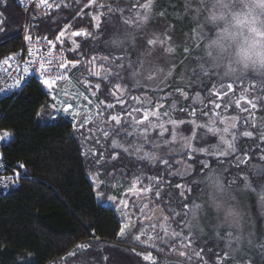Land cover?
I'll use <instances>...</instances> for the list:
<instances>
[{
  "label": "trees",
  "instance_id": "1",
  "mask_svg": "<svg viewBox=\"0 0 264 264\" xmlns=\"http://www.w3.org/2000/svg\"><path fill=\"white\" fill-rule=\"evenodd\" d=\"M69 1L47 16L32 12L28 17L30 31L34 36L50 39H55L66 26L75 32H86L87 35L77 38L78 47L67 52V57L71 62L78 63L79 78L99 84V100L108 105L114 104L106 109L104 120L116 112L125 117L121 118L119 125L110 123L108 136H90L91 124L78 129V125L74 126L69 118L53 114L46 89L36 80L27 83L19 93L1 99L0 156L5 165L4 171L18 174V180L15 188L0 194V264H167L165 255L168 249L165 247L155 254L153 263L141 257L143 249L135 240L141 227L139 224L123 239L119 238L120 222L114 210L105 206L109 190L101 187L99 190L103 194L97 201L88 173L99 172L107 183L122 177L152 176L156 182L150 195L155 203L171 216V223L176 229L184 230L181 235L191 231L186 226L185 213L193 201H198L203 190L201 179L206 169L200 163L202 157L194 155L187 160L192 171L179 177L175 175V157L164 159L168 161L167 166L161 160L148 164L137 159L133 153L111 148L113 139L125 148L130 147L129 140L132 144L138 141L133 137L125 138L132 124L126 114L134 97L143 94L153 96L157 87L155 76L158 71L154 65L158 61L147 40H155L157 35L161 37L167 26L172 36L171 44L175 43L170 27L173 25L176 31L182 23L175 16L180 14L183 1L151 0L150 8L149 0H97L93 4H90L91 0ZM227 2L233 8L243 6V2L237 0ZM97 12L100 13V22L94 28L89 14ZM0 21V60H5L21 49L19 34L25 19L17 0H0ZM193 24L196 25V22ZM203 27L215 29L218 25L204 23ZM179 43L180 50L192 47L183 41V44ZM64 47L67 48V45ZM156 52H160L158 47ZM225 82L233 84L234 95L244 92L247 99L255 104L252 112L240 113L234 106H230L228 111L236 112L239 126L253 133L252 137L239 136L236 142L237 152L248 154L249 159L237 167L229 164L232 157L222 162L209 159V168L215 165L228 168L224 173L226 183L233 176L238 185H245L248 176L251 179L249 182L256 187L260 182L254 178L260 177L254 176L250 170L254 165H264V75L248 73L232 79H222L211 72L207 75L199 72L197 75L189 72L173 75L167 86L159 91L164 97L163 111L171 113L176 119L195 118L206 122L216 104V97L209 91ZM117 85L121 87L117 88ZM179 87L185 93L199 92L202 100L194 102L188 96L182 97L177 90ZM118 89L124 90L121 98L116 96ZM119 99L124 100L122 105L115 104ZM221 102L225 104L227 99ZM180 103L187 111L172 112L173 105L180 106ZM204 105L205 108H202ZM192 110L195 111L190 114ZM248 115L253 116L252 121L246 120ZM140 127L144 128L146 124ZM183 129L187 134L192 131L187 124L183 125ZM116 131H121V134L117 136ZM202 132L201 129L196 132L199 139L196 145L214 141ZM5 133L7 139L3 140ZM88 144L95 150V155L85 152ZM145 148L148 149L146 143ZM96 160H100L103 167H98ZM105 171L110 175H104ZM142 180L147 181L145 176ZM179 184L181 186L177 187ZM175 213L176 216H172ZM253 232L251 243L244 245L242 252L253 264H260L261 226L255 227ZM195 236L202 242H208L206 248L211 247L214 252L224 247L223 239L213 237L210 229H205L203 236L199 233ZM208 236L210 239H207ZM77 245L89 247L75 256H69ZM206 258L208 263L218 264L213 253H208ZM220 264L232 263L225 260Z\"/></svg>",
  "mask_w": 264,
  "mask_h": 264
},
{
  "label": "rangeland",
  "instance_id": "2",
  "mask_svg": "<svg viewBox=\"0 0 264 264\" xmlns=\"http://www.w3.org/2000/svg\"><path fill=\"white\" fill-rule=\"evenodd\" d=\"M97 0H91L90 4H93ZM140 1V0H135ZM183 1V7L179 10L180 14L175 16L178 20H181L182 23L178 25L177 30H173V25L170 27V31L174 36V44H171L172 36H170L169 30L167 29L161 33V37L157 35L156 44L154 43L151 47L153 52L155 53V57H157V65L156 69L158 73H156V90L151 94H143L142 96L135 97L132 102L131 108L129 112L126 114L131 118V122L133 117L136 120H143L145 116V109H148V119L144 120L142 126L146 124L148 129V137L149 142L146 143L148 149H144L147 152H154L156 159L155 160H147L143 159L142 153L136 154L133 153L137 159L144 160L148 164H153L154 162L161 160V158L166 159L167 157H175V166L176 171L175 175L179 177H183L189 174L192 171L191 164L187 161L191 159L194 155L201 156V164H207L210 166L209 159H215L219 162H222L224 159H229V164L233 167L242 166L246 162H248L249 155L248 154H240L237 152V140L238 137H247L244 136L243 133L247 130L241 128L239 126V117L236 112L229 113L230 106H234L237 111L240 113L246 111H254L255 107L253 104L247 99V96L244 92H237L234 95L235 89L231 82H225L215 88H211L209 93L212 96L216 97V104L214 105V110L211 116H209L205 121H201L195 118L191 119H176L172 116L171 113H167V111H163L164 100L163 95H160L159 91H161L164 86H167V82L171 80L173 75L184 74L186 72L193 73L195 69L197 73L199 69L203 68L205 73H209L206 69H204L203 65L206 61H204L202 56V40L206 39L210 34L215 32V29H207L203 27L204 15L205 12L214 4V0H179ZM239 2H243V6H238L233 8L230 4L229 7L232 11L243 10L245 3L248 0H237ZM70 1L68 0L63 6H66ZM261 6H264V0H256ZM151 4V0H149L148 5ZM239 4V3H238ZM150 8V5H149ZM59 9V8H58ZM57 9V10H58ZM258 11H261L258 9ZM264 14V11H261V15ZM90 18L92 20V24L94 28L98 27L100 22V13H90ZM192 22H196V25H192ZM167 25V24H166ZM63 32V36H60V33ZM57 37L60 39H55L58 41V46L60 49L67 52L74 51L77 45V38L84 37L85 35H73L76 33L70 27H64ZM86 33L84 31H79ZM260 35V33H258ZM168 37H171L169 40ZM160 40V41H159ZM190 44L192 47H187L190 51L186 52L184 47L180 50V43ZM182 43V44H183ZM67 45V48L64 46ZM157 47L160 49V52H156ZM167 47H172L173 52L168 53L165 49ZM184 49V51H183ZM185 61V62H184ZM72 70L70 79L65 83H60L55 87L48 89L45 87L46 92L48 94L49 99V108L53 111V114L56 117L62 118H70L71 116H77L76 118V127L78 125V129L80 127H86L91 124L92 128L90 129L91 134L101 135L102 137H106L104 135L105 131L110 133V123L115 125H119L115 120H112L111 117L116 116L120 119L125 117V115L120 112H116L111 114L107 120H104V114L106 109H108V104L103 103L99 100L97 91L99 89L98 83L90 82L86 78H79V65L76 61H72ZM181 77V76H180ZM178 92H180L182 97H189L194 102L202 100L199 92L194 93H185L182 91V88L179 87ZM124 90L118 89L116 92V96L121 98ZM167 96H170L167 94ZM227 99V102L224 104L221 102L223 99ZM146 100L152 101L149 106L146 103ZM121 101L124 100L119 99L115 104L122 105ZM112 106L114 104H111ZM162 107H159L161 106ZM65 108H67V112H65ZM112 108V107H111ZM141 109L139 112L133 111V109ZM205 108V105L202 107ZM89 110V113H84L83 110ZM58 110V111H57ZM187 109L183 106V104H174L172 107V112L174 111H182ZM195 110H192L190 114H192ZM152 112H156L157 115H151ZM167 113V115H164ZM130 114V115H129ZM206 116V113H204ZM246 120L252 121L253 116H246ZM170 121H175V125H173ZM189 125L192 128L190 134H187L183 129V125ZM163 125V128L160 127ZM214 127L217 129L215 133L210 132L208 130V126ZM142 128V127H140ZM224 128H228L229 131L227 133L223 132ZM198 129H201L204 136H210L214 141L209 144L204 145H196L195 142L199 139L196 137V132ZM155 132V134H154ZM163 132V135L161 133ZM173 133H176V139L173 140ZM155 135V137L153 136ZM2 137V139H7ZM235 137V138H234ZM137 138L138 137H133ZM114 140V139H113ZM112 140V141H113ZM119 145L120 142L115 139ZM224 140H227L229 143L233 145L235 151L228 148V145L225 144ZM111 141V148L116 151H124L125 146L121 147H113ZM190 142V147L185 146V142ZM85 152L94 154L95 150L91 149V145H86ZM200 149H204L201 151ZM115 156V154L113 155ZM183 156H186L184 159ZM214 169H219L223 173L227 171L228 168L220 167L215 165ZM252 171V169L250 170ZM16 174V173H13ZM17 175V174H16ZM146 177V182L143 177ZM253 176V175H252ZM88 179L92 183L93 189L95 190V195L97 201L101 200L103 192L99 189L95 188L94 182L98 183L100 179L104 181V186L108 188L109 193L105 202V206L112 208L116 214L117 219L120 222L121 229L124 230V235L121 236L119 233V238L123 239L125 235L132 231L136 224H139L140 230L135 236V240L138 245L143 249V253L140 254L141 257L150 263H153L156 258L155 254L161 251L162 247L168 249V253L165 255L167 264H212L208 263L207 254L213 253L215 256V262L220 264L225 260L230 261L232 264H253L248 256L243 255L242 248L244 245H249L252 241V234H254L253 230L258 225L261 226L262 237L260 241V245L264 244V204L261 203L258 195L253 193L251 189H246L245 185L249 184V177L246 176L247 181L245 185H238L235 177H230L227 183H231L234 188L238 191L245 189V195L241 197L242 203L245 207L246 211V226H245V241L244 243L237 247L235 243L231 245L232 255L226 256L225 253L229 250V247L226 246V241L223 239L224 247L219 248L218 250L212 251L211 247H207L208 242H202L198 238L196 233L203 236L204 232H199L193 229L188 234L181 235L184 230L176 229L171 223V216H168L167 213L164 212V209L158 207L153 198L150 195L152 190V186L156 179H153L152 176L140 175L134 176L132 178H116L113 182L107 183L102 176L97 177V172H89ZM207 177L201 179L203 181V190L199 199L203 198L205 192V181ZM258 180V182H264L261 178H254ZM253 180V179H252ZM181 184L177 185L180 187ZM148 189V191H145ZM183 191L181 190V193ZM196 204V202H195ZM169 212H173L170 210ZM172 214V216H176ZM181 224V223H180ZM225 230L221 229L219 235H217L213 231V237H223ZM121 232V230H120ZM173 233H177L178 235H173ZM224 233V234H223ZM139 237V239H137ZM207 239H210L208 236ZM207 241V240H205ZM222 241V240H221ZM84 248H78L77 246L70 253H80ZM181 252L185 253L181 255ZM69 256H72L70 255ZM196 253H200V256H197ZM260 261V258H259Z\"/></svg>",
  "mask_w": 264,
  "mask_h": 264
},
{
  "label": "clouds",
  "instance_id": "3",
  "mask_svg": "<svg viewBox=\"0 0 264 264\" xmlns=\"http://www.w3.org/2000/svg\"><path fill=\"white\" fill-rule=\"evenodd\" d=\"M258 9L264 11V6L256 0H248L243 10L237 11L230 9L227 0H214L204 22L218 27L202 40L204 69L222 79L248 73L264 75V15ZM252 173L264 180V165H254ZM203 176L207 177L205 192L196 202L198 207L188 211L187 226L199 232L210 229L217 235L223 229L221 239L227 247L233 243L241 246L246 239V211L241 200L245 189L241 186L238 191L226 183L219 169L210 168Z\"/></svg>",
  "mask_w": 264,
  "mask_h": 264
},
{
  "label": "built area",
  "instance_id": "4",
  "mask_svg": "<svg viewBox=\"0 0 264 264\" xmlns=\"http://www.w3.org/2000/svg\"><path fill=\"white\" fill-rule=\"evenodd\" d=\"M67 1L46 0V3H41V0H21L17 6L26 16H30L32 12L47 16ZM25 36H30L31 39L25 40ZM19 38L22 41L20 51L11 59L8 57L5 60H0V101L5 97L19 93L32 79L50 89L60 83L67 82L71 76L72 62L67 57V53L59 48L58 41L46 36L32 35L29 23L26 21ZM41 65L44 67L41 68ZM45 79L50 81V85L43 83ZM87 111L89 113V110ZM87 111L83 110L84 113ZM76 118L77 116L69 118L74 126ZM4 166L0 159V172L4 171ZM12 178L6 175L7 183L0 182V193L7 192L10 187L15 188L16 183L10 184L9 182Z\"/></svg>",
  "mask_w": 264,
  "mask_h": 264
},
{
  "label": "snow or ice",
  "instance_id": "5",
  "mask_svg": "<svg viewBox=\"0 0 264 264\" xmlns=\"http://www.w3.org/2000/svg\"><path fill=\"white\" fill-rule=\"evenodd\" d=\"M41 3H46V0H41ZM144 5H146V4H144ZM49 6L51 7V5H49ZM56 6L59 7V5H56ZM102 7H103V5H102ZM141 7H142V5H141ZM111 11L112 10L110 9V12ZM0 23H2V21H0ZM73 35H77V36L78 35H87V33L76 32V33H73ZM60 36H63V32L60 33ZM30 39H31L30 36H25V40H30ZM57 39H60V37H57ZM168 39L170 40L171 37H168ZM154 43H155V40L154 39H148L147 40V44L148 45H153ZM165 50L168 53L173 52V48L172 47H167ZM185 51L186 52H189V55L191 54L188 48H186ZM9 59H11V57ZM134 66L135 65H133V67ZM43 67L44 66L41 65V68H43ZM25 71H27V69H25ZM199 73L200 74H203V75H207L208 74V73H205L204 72L203 68L199 69ZM193 75H197V71L195 69L193 70ZM43 83L45 85H50V81L48 79H45L43 81ZM120 87H121V85H117V88H120ZM133 99H137V98L134 97ZM121 103H123V101H121ZM146 103H148L149 106H150L151 103H152V101L146 100ZM107 107L108 108H111L112 105L109 104ZM159 107H162V105L159 106ZM253 107H255V104H253ZM140 110L141 109H139V108L133 109V111H137V112H139ZM144 111H145L146 114H145L143 120H136V118L133 117L132 124H131V131H128L127 134H126V137H125L127 139L129 137H134L135 136V137H138V141H137V143L132 144L131 141L129 140L128 142L130 144V147L124 148V151L129 152V154L136 153V154L139 155V154L142 153V157L141 158L147 159V160H155L156 159V156H155L154 152L144 151V144L149 142L148 129H147V127H144V128H140L139 127V125L143 124L144 120H147L148 119V115H147L148 109H145ZM65 112H67V108H65ZM38 115H39V113H38ZM151 115H157V113L156 112H152ZM164 115H167V113H165ZM111 119L112 120H115L117 124H121V121H120V119L118 117L113 116V117H111ZM170 122L173 125H175V123H176L175 121H170ZM160 127L163 128V125H160ZM208 130L210 132H213V133H215L217 131L216 128L211 127L210 125L208 126ZM121 131H123V129ZM121 131H116L115 134L117 136H119L121 134ZM228 131H229L228 128H224L223 129V132H225V133H227ZM104 135L105 136H108L109 135V132L108 131H105L104 132ZM161 135H163V132L161 133ZM243 135L244 136H247V137H252L253 136V133L250 132V131H246V132L243 133ZM6 137H7V134L5 133V137L4 138H6ZM175 139H176V133H173V140H175ZM262 139H264V134H262ZM224 142H225V144L228 145V148L229 149H232V151H235V148L233 147V145L231 143H229L227 140H224ZM112 144H113V147H121V145H119L115 139L112 141ZM185 146L186 147H190V142L186 141L185 142ZM200 150L201 151H204V149H200ZM93 155H95V153ZM0 159H2V156H0ZM113 159H115V156H113ZM161 163H163L165 166H167L168 161L167 160H164L163 158H161ZM95 164L98 167H103V165L101 164L100 160H96L95 161ZM19 167L22 168L23 165H19ZM202 167L206 169V172L210 169L207 164H202ZM104 175H110V174L107 171H105ZM99 176H100V173L98 172L97 173V177L99 178ZM94 185H95V188L98 190L99 188H101V187L104 186V181L102 179H100L98 183H95L94 182ZM245 188L246 189H251V191L253 193H255L256 195L259 196L261 203L264 204V182H261V183L257 184L256 187H253V184L252 183L246 184L245 185ZM145 191H148V189H146ZM157 195H159V193H157ZM196 207H198V205H196L195 204V201H193L190 208L193 209V208H196ZM187 215H188V212L185 213V216H187ZM185 223H186V226H187V221ZM120 235L121 236L124 235V230L123 229H121ZM173 235H178V234L177 233H173ZM137 239H139V237H137ZM77 247L78 248H85V247H89V246H86V245H77ZM232 249H233V247H230L229 250L225 253V255L226 256L232 255V252H233ZM260 251H261L260 264H264V244H261L260 245ZM184 254L185 253L181 252V255H184ZM70 255L75 256L76 253L73 252V253H70ZM196 255L197 256H200L201 254L200 253H196ZM105 259H107V258H105Z\"/></svg>",
  "mask_w": 264,
  "mask_h": 264
},
{
  "label": "bare ground",
  "instance_id": "6",
  "mask_svg": "<svg viewBox=\"0 0 264 264\" xmlns=\"http://www.w3.org/2000/svg\"><path fill=\"white\" fill-rule=\"evenodd\" d=\"M21 0H17V5H18V3L20 2ZM19 8V7H18ZM20 9V8H19ZM21 10V9H20ZM21 12H22V14L24 15V19H25V21L26 22H28V17L29 16H26L24 13H23V11L21 10ZM39 15H41V14H39ZM24 21V22H25ZM20 39V38H19ZM20 44H22V41H21V39H20ZM33 80V79H32ZM38 82V81H37ZM42 85V84H41ZM43 86V85H42ZM2 160V159H1ZM6 175H8V176H11V177H13L9 182H10V184L11 183H13V182H15L16 184H15V187L17 186V180H18V177H17V175L16 174H7L5 171H1L0 172V182H6L7 183V179H6ZM11 189H13V187H10L9 189H8V191L9 190H11ZM7 191V192H8ZM6 193V192H5ZM1 194V193H0Z\"/></svg>",
  "mask_w": 264,
  "mask_h": 264
},
{
  "label": "water",
  "instance_id": "7",
  "mask_svg": "<svg viewBox=\"0 0 264 264\" xmlns=\"http://www.w3.org/2000/svg\"><path fill=\"white\" fill-rule=\"evenodd\" d=\"M39 14V13H38Z\"/></svg>",
  "mask_w": 264,
  "mask_h": 264
}]
</instances>
